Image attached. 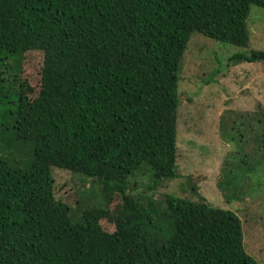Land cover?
<instances>
[{
  "label": "trees",
  "instance_id": "obj_1",
  "mask_svg": "<svg viewBox=\"0 0 264 264\" xmlns=\"http://www.w3.org/2000/svg\"><path fill=\"white\" fill-rule=\"evenodd\" d=\"M252 6L264 0H0V112L8 56L44 54L40 91L22 82L6 103L7 125L34 156L27 168L0 159V264H260L234 212L154 200L178 177L179 73L192 36L248 47ZM230 61L264 64V51ZM7 129L0 121V141ZM53 167L96 179L123 205L75 221L54 196ZM144 167L146 206L128 193Z\"/></svg>",
  "mask_w": 264,
  "mask_h": 264
},
{
  "label": "rangeland",
  "instance_id": "obj_2",
  "mask_svg": "<svg viewBox=\"0 0 264 264\" xmlns=\"http://www.w3.org/2000/svg\"><path fill=\"white\" fill-rule=\"evenodd\" d=\"M248 26L250 44L238 47L195 33L185 53L179 73L178 177L164 181L154 193L162 202L175 195L239 216L244 246L249 255L264 264V64L234 63L232 56L264 51V8L252 6ZM42 52L20 57L10 55L4 68L8 98L1 107L0 121L9 128L0 141V159L12 166L32 164L33 145L18 141L8 124L14 93L22 82L40 91ZM54 196L72 208V218L80 220L86 210L106 208L116 212L123 196L106 195L94 178L51 168ZM152 172L144 167L130 180L128 191L142 205L149 203ZM102 228L116 231L109 219Z\"/></svg>",
  "mask_w": 264,
  "mask_h": 264
}]
</instances>
